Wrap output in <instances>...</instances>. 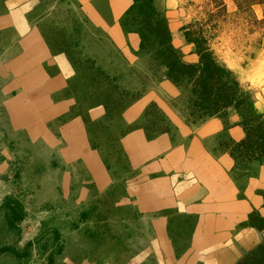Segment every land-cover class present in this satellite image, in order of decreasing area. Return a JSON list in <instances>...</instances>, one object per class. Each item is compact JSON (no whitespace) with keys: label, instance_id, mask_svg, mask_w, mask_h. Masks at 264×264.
Wrapping results in <instances>:
<instances>
[{"label":"crops","instance_id":"0c3cea01","mask_svg":"<svg viewBox=\"0 0 264 264\" xmlns=\"http://www.w3.org/2000/svg\"><path fill=\"white\" fill-rule=\"evenodd\" d=\"M61 1L62 6L72 1L77 16L92 27L90 37L95 41V52L107 59L103 70L111 73L123 69V65L133 67L134 77L141 75L146 58L140 52L141 38L137 32H125L121 25L133 0ZM41 3L42 0H0V30L13 27L21 38L20 55L14 63L24 64L22 69L26 71L21 73V83H16V87H21L18 99H25L28 108V115L23 116L35 121L36 117L46 119L49 126L46 124L45 130L49 139L56 137L62 167L78 165L79 173L88 171L89 179L79 176L82 184L72 194L81 202L90 191L94 195L96 191L106 192L120 178L111 172L115 163L103 156V143L88 130L112 127L115 118L104 103L72 113L78 99L69 85L78 66L68 51L50 45L36 23L35 14ZM155 4L158 8L157 0ZM175 7L177 3L168 0L163 4L168 11ZM28 56L36 58L37 73L31 70L34 62L28 66ZM134 77L127 76L130 82ZM161 84L173 86L168 80ZM170 101L159 95L158 89H149L119 113L126 128L117 142L128 171L123 175L124 202L132 203L138 213L146 215L152 234L144 257H149L156 243L159 264H239L262 242L260 231L247 222L251 213L264 217V166L257 169V174L238 176L232 170L234 160L220 148L223 135L235 139L244 136L242 127L237 125L238 115L230 117L229 125L218 117L194 122ZM151 102L162 108L177 131L148 136L145 110ZM36 122L41 126L39 120ZM96 168L106 172V182L95 175ZM69 172L61 176L66 195H70Z\"/></svg>","mask_w":264,"mask_h":264},{"label":"rangeland","instance_id":"374dc122","mask_svg":"<svg viewBox=\"0 0 264 264\" xmlns=\"http://www.w3.org/2000/svg\"><path fill=\"white\" fill-rule=\"evenodd\" d=\"M168 1L177 3V7L168 11L163 9L167 0H157L158 9L168 16L174 31V43L182 48L186 58L195 59L191 55L193 45L185 43L181 27L198 22L205 28L217 58L234 71L242 86L251 91L257 110L264 113V4H254L250 12L240 9L233 0H224V7L217 6L215 0ZM61 3V0H42L35 14L36 23L42 27L50 45L56 50L68 51L78 66V73L69 85L78 99L77 108L72 113L104 103L110 116L115 118L112 127L96 132L92 127L88 130L103 143V156L108 162L115 163L111 172L120 178L113 183L115 191L112 195L102 191H96L94 195L90 191L81 202L72 196L82 184L78 177L88 180V171L79 173L78 165L62 167L56 137L49 139L45 130L46 119L36 117L39 126L35 125L37 122L33 117L23 116L28 115V108H25V99H18L21 87H16V83H21L24 64L14 63V58L20 55L21 38L13 27L1 29L0 245H12L22 250L28 241L34 243L26 257L0 252V264H48L49 254L55 246L54 227L60 230L61 238L54 248L53 264H159L156 243L149 257H144L152 235L148 229L149 220L146 215L138 213L132 203L124 202L123 175L128 171L117 142L126 128L119 120V113L136 95L158 89L159 95L169 98L187 119L194 121L196 117L187 108L188 90L173 83V86H163V67L150 54H145L141 75L134 77L133 67L123 65L120 67L124 70L111 73L103 70V62L107 59L104 54L95 52V41L90 37L94 32L92 27L77 16L72 1L64 6ZM31 23L35 24V21ZM32 62L31 70L37 73L34 56L28 58V66ZM127 76L134 77V80L130 82ZM67 171L71 176L70 195L62 190L61 176ZM94 173L103 183L106 182L103 168H96ZM8 196L20 199L25 205L26 217L16 225L7 220L3 203ZM86 212L89 216L83 218Z\"/></svg>","mask_w":264,"mask_h":264},{"label":"trees","instance_id":"16d2710c","mask_svg":"<svg viewBox=\"0 0 264 264\" xmlns=\"http://www.w3.org/2000/svg\"><path fill=\"white\" fill-rule=\"evenodd\" d=\"M215 1L217 6H225L224 0ZM233 1L240 9L250 12L254 4H264V0ZM121 25L125 32L139 34L140 52L143 55H152L153 59L163 67L162 80L171 81L176 86L188 90L187 108L190 114L196 117L194 122L218 117L229 125L230 117L233 114L238 115L237 125L242 127L244 136L235 139L232 136L226 138L223 135L219 146L234 160L232 170L236 175L257 174V169L264 166V113L257 110L256 100L251 91L242 86L234 71L217 58L209 44V37L203 25L191 22L181 27L185 43L193 45L191 55L194 56V60H188L182 48L175 45L174 31L170 26L169 18L157 8L155 0H133L121 18ZM135 99L137 95L129 103ZM145 119L147 125L144 126L151 138L163 132L177 131V127L163 110L157 108L155 102L147 106ZM93 146L96 145L93 143ZM114 186L108 189L106 194L112 195L115 191ZM3 205L11 225H16L25 219V205L20 199L8 196ZM88 216L89 213L86 212L83 218ZM247 223L260 231L262 242L239 264H264V217L251 213ZM52 231L55 248L60 242L61 233L57 227H54ZM33 243L32 240L28 241L22 250L12 245H0V252L26 257ZM44 246L47 245L44 244ZM54 248L49 254L48 264L54 263L56 250Z\"/></svg>","mask_w":264,"mask_h":264}]
</instances>
